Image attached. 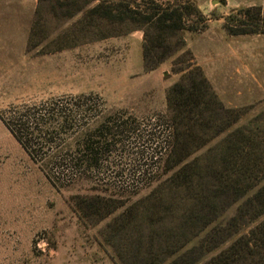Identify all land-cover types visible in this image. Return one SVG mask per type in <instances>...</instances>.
I'll return each instance as SVG.
<instances>
[{
	"label": "rangeland",
	"instance_id": "obj_1",
	"mask_svg": "<svg viewBox=\"0 0 264 264\" xmlns=\"http://www.w3.org/2000/svg\"><path fill=\"white\" fill-rule=\"evenodd\" d=\"M126 1L141 8L148 1L181 5L190 13L184 49L223 105L248 109L242 121L264 112V35L231 36L224 28L232 10L262 6L264 0ZM80 20L81 14L56 16L37 0H0V264H115L108 226L131 217L132 208L170 174L165 162L171 149L158 162L156 176L133 191L88 175L87 167L68 179L65 165L72 153L64 144L74 147L76 134L58 136L52 145L57 147L34 162L4 125L48 110H73L81 101L74 97L94 95L95 113L72 123L86 130L102 122L112 126L104 140H129L152 116L172 132L165 95L179 81L187 57L178 51L145 71L142 30L104 22L85 28ZM116 155L113 150L108 168H127V161H113Z\"/></svg>",
	"mask_w": 264,
	"mask_h": 264
},
{
	"label": "trees",
	"instance_id": "obj_2",
	"mask_svg": "<svg viewBox=\"0 0 264 264\" xmlns=\"http://www.w3.org/2000/svg\"><path fill=\"white\" fill-rule=\"evenodd\" d=\"M37 2L65 19L81 14L79 27L104 22L142 30L145 71L178 51L187 57L182 61L187 66L178 69L179 81L165 95L173 134L165 162L170 174L132 208L131 217L120 216L108 226L114 263L264 264V112L242 121L248 109L227 108L220 101L184 49L190 13L181 5L153 1L145 8L126 0ZM224 19L231 36L264 35V5L232 10ZM54 110L4 123L32 161L55 149L60 135H77L74 147L64 144L68 154L102 149L94 136L104 137L112 126L102 122L86 130L72 123L73 110Z\"/></svg>",
	"mask_w": 264,
	"mask_h": 264
},
{
	"label": "built area",
	"instance_id": "obj_3",
	"mask_svg": "<svg viewBox=\"0 0 264 264\" xmlns=\"http://www.w3.org/2000/svg\"><path fill=\"white\" fill-rule=\"evenodd\" d=\"M98 98V96L94 95L74 97V99H81V101L76 102L80 107L84 105V108L73 109L75 117L77 116L76 120H88L89 114L95 113L93 111L95 108L93 107L98 105ZM140 127L133 130L129 140L123 139L120 142L104 140V137H94L95 141H100L102 149L98 153L88 151L85 155L81 153L69 155L70 157L65 167L70 172L65 177H68V179L75 177L81 167H87L88 175L104 177V179L110 178L109 180H111L112 184L122 190L133 191L144 186L156 176L158 162L171 149L172 132H170V127H167V125L158 124L155 116L149 117L147 124H142ZM118 131H121L120 133L124 132L123 127H120ZM110 134L105 133L104 136L107 137ZM113 150L117 154L113 157L115 163L121 164L127 161L128 167L124 170L108 168L106 163L109 161ZM126 150L131 151V155L127 158L125 156Z\"/></svg>",
	"mask_w": 264,
	"mask_h": 264
},
{
	"label": "crops",
	"instance_id": "obj_4",
	"mask_svg": "<svg viewBox=\"0 0 264 264\" xmlns=\"http://www.w3.org/2000/svg\"><path fill=\"white\" fill-rule=\"evenodd\" d=\"M142 63H143V61H142Z\"/></svg>",
	"mask_w": 264,
	"mask_h": 264
}]
</instances>
